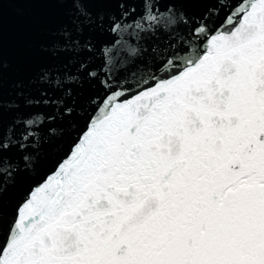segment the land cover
<instances>
[{
	"label": "snow or ice",
	"instance_id": "snow-or-ice-1",
	"mask_svg": "<svg viewBox=\"0 0 264 264\" xmlns=\"http://www.w3.org/2000/svg\"><path fill=\"white\" fill-rule=\"evenodd\" d=\"M0 264H264V0H0Z\"/></svg>",
	"mask_w": 264,
	"mask_h": 264
}]
</instances>
